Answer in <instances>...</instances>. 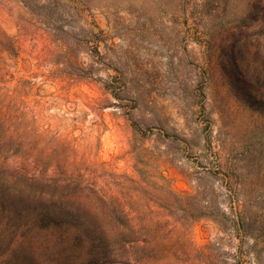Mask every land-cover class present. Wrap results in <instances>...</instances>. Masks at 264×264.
I'll return each instance as SVG.
<instances>
[{
    "label": "rangeland",
    "instance_id": "obj_1",
    "mask_svg": "<svg viewBox=\"0 0 264 264\" xmlns=\"http://www.w3.org/2000/svg\"><path fill=\"white\" fill-rule=\"evenodd\" d=\"M0 109L169 221L157 264H264V0H0Z\"/></svg>",
    "mask_w": 264,
    "mask_h": 264
},
{
    "label": "trees",
    "instance_id": "obj_2",
    "mask_svg": "<svg viewBox=\"0 0 264 264\" xmlns=\"http://www.w3.org/2000/svg\"><path fill=\"white\" fill-rule=\"evenodd\" d=\"M48 144L10 131L0 109V264L3 246L12 252L20 245L32 257L53 247L84 264H157L175 256L169 221L130 211L138 198L118 175L76 162L66 141Z\"/></svg>",
    "mask_w": 264,
    "mask_h": 264
}]
</instances>
